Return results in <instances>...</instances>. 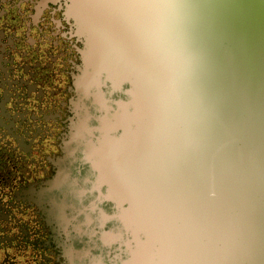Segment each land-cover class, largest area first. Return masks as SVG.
<instances>
[{
    "label": "water",
    "instance_id": "1",
    "mask_svg": "<svg viewBox=\"0 0 264 264\" xmlns=\"http://www.w3.org/2000/svg\"><path fill=\"white\" fill-rule=\"evenodd\" d=\"M71 3L85 76L124 95L106 140L135 162L97 168L123 264H264V0Z\"/></svg>",
    "mask_w": 264,
    "mask_h": 264
},
{
    "label": "flooded vegetation",
    "instance_id": "2",
    "mask_svg": "<svg viewBox=\"0 0 264 264\" xmlns=\"http://www.w3.org/2000/svg\"><path fill=\"white\" fill-rule=\"evenodd\" d=\"M71 4L0 0V264H123L132 247L95 163L117 91L85 76Z\"/></svg>",
    "mask_w": 264,
    "mask_h": 264
},
{
    "label": "bare ground",
    "instance_id": "3",
    "mask_svg": "<svg viewBox=\"0 0 264 264\" xmlns=\"http://www.w3.org/2000/svg\"><path fill=\"white\" fill-rule=\"evenodd\" d=\"M123 120L125 121V118H123ZM109 126L110 125H106V128ZM106 139L107 138H103L102 140V147L99 150V158L95 162L96 167L101 171H106V173H102L103 177L112 176L111 171L114 173V177H119L121 173H124L125 175L126 166H129L135 162V159H133L131 155L129 156L128 153L130 151L128 149L131 146ZM132 148L133 147H131V149ZM132 152L133 151H131V153Z\"/></svg>",
    "mask_w": 264,
    "mask_h": 264
},
{
    "label": "rangeland",
    "instance_id": "4",
    "mask_svg": "<svg viewBox=\"0 0 264 264\" xmlns=\"http://www.w3.org/2000/svg\"><path fill=\"white\" fill-rule=\"evenodd\" d=\"M104 96H105V98L106 99H109L110 101H112L113 99L115 100V102H116V100H118V99H123L124 98V95L122 94V93H120V92H116V94H115V96L113 95V94H104ZM110 101H108V103L110 102ZM112 121V116H111V119H110V122ZM106 125H110V123L108 124V122L107 123H105V127H106ZM113 134V133H112ZM114 173L111 171V175H113ZM98 208H99V215L97 214V212H95V215H96V218H101V214H106V213H110L111 211H112V208L111 207H109L108 205H106V204H101V205H99L98 206ZM96 210H97V208H96ZM101 211V212H100ZM106 226L107 227H109L110 226V223L109 222H107V224H106ZM128 233V232H127ZM129 235V234H128ZM119 242H121V248L123 247V243H129V245L130 244H132L131 242H130V235L129 236H122L120 239H119ZM131 247V246H130ZM112 252V251H111ZM104 258H105V256H104ZM105 262V261H104Z\"/></svg>",
    "mask_w": 264,
    "mask_h": 264
}]
</instances>
